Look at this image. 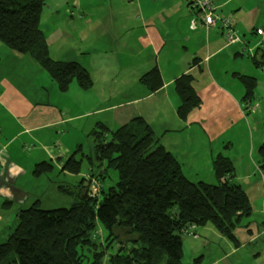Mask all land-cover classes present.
<instances>
[{
	"label": "rangeland",
	"instance_id": "1",
	"mask_svg": "<svg viewBox=\"0 0 264 264\" xmlns=\"http://www.w3.org/2000/svg\"><path fill=\"white\" fill-rule=\"evenodd\" d=\"M117 2L120 10L111 8L109 0H80L78 9H73L76 3L72 0H47L41 10L39 23L49 56L53 60H73L85 65L92 80L88 89L72 79L66 89L60 90L46 70L29 54L20 52L10 37L0 39V241L16 223L18 211L33 202L42 209L70 206L72 194L59 186L78 185L82 179L89 178L90 169L97 165L93 140V129L100 122L97 120L108 125L100 122L107 127L102 130L106 136L109 130L130 118L135 106L145 104L139 101L135 105L130 101L133 84L143 86L147 93L157 91H149L139 81L142 73L133 82V76L142 69L157 66L153 52L133 45L113 50L120 46L126 33L111 24L110 11L116 15L121 11L119 24L124 22L123 14L129 13L123 0ZM187 3L193 7L191 0ZM225 8L234 14L235 27L233 18L221 13L219 7L213 13L231 17L238 41L225 44L223 38V44L231 46L215 56L209 66L193 69L201 92L198 102L184 117L175 108L179 122L185 124L183 129L168 114L172 107L165 106V112L158 108L164 100L162 95L155 96L158 109L141 116L145 122L150 120L156 125L153 132L159 133L158 125H163V120L171 126L174 131L170 133L175 135L183 164L187 163V158L180 156L183 150L191 147L201 152L206 139H217L210 146L212 156L220 154L232 160L233 181L245 190L251 204L250 214L234 222L232 238L221 234L210 222L183 233V264H264V168L260 167L258 154L264 137V41L260 42V36L253 31L264 27V0H234ZM79 11L82 15L83 11H94V18L86 17V24V20L76 17ZM71 20L82 29L73 28ZM212 27L222 34L223 23ZM81 30L88 39L81 45L84 50H80L78 43ZM95 38L99 47L94 51L91 42ZM103 49L107 54L102 53ZM247 80L250 82L246 83ZM237 86L241 93L235 89ZM99 87H103L101 97L97 94ZM159 111L163 119L158 116ZM190 119L195 122L188 124ZM196 129L194 137L191 133ZM171 138L168 142L172 143ZM71 155L78 162V170L64 168ZM40 161H48L50 169L35 175L33 167ZM211 161L205 158L198 167L185 171L194 182L201 179L215 183ZM116 180V170L108 168L103 179L82 183L107 189ZM94 188L89 191L91 195L97 192ZM5 199L10 200V206H2ZM97 228L96 238L104 240L106 230L99 223ZM107 249L101 264H111L107 256L112 248Z\"/></svg>",
	"mask_w": 264,
	"mask_h": 264
},
{
	"label": "trees",
	"instance_id": "2",
	"mask_svg": "<svg viewBox=\"0 0 264 264\" xmlns=\"http://www.w3.org/2000/svg\"><path fill=\"white\" fill-rule=\"evenodd\" d=\"M45 4L47 0H0V39L10 37L20 52L29 54L46 70L60 90L72 79L90 88L92 80L83 65L49 56L39 23ZM139 81L149 91L158 90L162 86L158 67L142 73ZM192 83L188 71L173 81L180 117L199 100ZM102 130L107 127L97 122L93 129L97 165L90 169L89 178L71 187L59 186L72 194L70 206L42 209L33 202L20 209L13 228L0 241V264H101L108 247L112 248L107 256L111 264H183V233L210 222L232 238L234 222L250 214L249 197L233 181L235 167L229 157L217 154L212 158L215 183L194 182L183 174L175 156L141 116L109 130L106 136ZM258 154L264 168V137ZM64 168L78 170L72 155ZM108 168L116 170L117 180L107 189L82 183L103 179ZM49 169L48 161H40L33 173ZM92 188L97 192L91 195ZM10 204L5 199L2 206ZM98 223L107 232L104 240L95 236Z\"/></svg>",
	"mask_w": 264,
	"mask_h": 264
},
{
	"label": "crops",
	"instance_id": "3",
	"mask_svg": "<svg viewBox=\"0 0 264 264\" xmlns=\"http://www.w3.org/2000/svg\"><path fill=\"white\" fill-rule=\"evenodd\" d=\"M111 1L109 0L111 8H118V2L116 3V0ZM213 1L219 7V10H221V13L230 15L232 18L234 17V14L225 8L227 4L232 3L234 0ZM72 2L76 3L73 5V9H78L80 0H72ZM113 3L116 4L114 5ZM122 3L126 5V8L129 10L128 14H123L124 22L121 24L117 22L118 18L121 15V11L120 15L114 14L116 13L115 11H110V15L108 17L110 18L111 24L115 25L116 27H120L121 31L126 33V37L124 38L120 46L115 47L113 50L120 51L127 46L133 45L137 48L141 47L153 52L158 59L157 67L161 75L162 86L154 93H147L143 86L137 83L133 84L131 92L129 91L130 95L132 96V100L130 101H132L135 105L139 101H144L145 104L142 107L135 106L133 108V111H131L130 118L126 119L125 122L119 125H123L129 122L134 117L143 116V113L152 114L154 109L158 108L164 111L165 106H170L173 109L171 110V113L168 114L171 116L172 121L175 124L179 123V125L183 129L185 124L183 125L179 122V118L175 113V108H177L179 104V97L177 96L173 88L174 79L181 72L189 71L192 74V71L195 67L199 69L203 66H209L213 61H215V56L222 53L225 49H227V47H230L231 45L227 46L223 44V35L218 28H205L202 24L199 13H197L195 9L191 8L186 0H123ZM71 12L70 14L71 16H73ZM83 12L84 15H82L79 11L76 17L80 20H86V17H89L90 19L94 18V11ZM128 17L130 21L128 20ZM233 20L235 27V18H233ZM70 23L72 24V27L77 31L82 29L76 27L73 20H71ZM90 24L91 23H89L88 25ZM83 30H81L78 37L80 50H84V47H81V45L85 44L86 41H88ZM82 32L83 34H81ZM91 44H94L93 50H97V48L99 47L98 39H93ZM239 46L241 49L242 45L239 44ZM102 53L107 54L104 49ZM120 60L121 59H119L118 65H120ZM83 66L85 67V65ZM85 68L87 69V67ZM145 70L147 71L148 69H142L139 74H135L133 76V82H136L137 77L141 73L146 72ZM192 76L193 89L195 92L200 94L201 89H199L197 85L199 80L197 79V77H194L193 74ZM235 89L241 93V90L238 88V86L235 87ZM97 90L98 97H101L103 93V87H99ZM222 93L226 96L224 91H222ZM157 95H162L164 98L163 101L159 102L158 108L157 100L155 98V96ZM213 97H216L215 90L213 91ZM162 115L163 113L159 111L158 116L162 118ZM97 121L103 122L101 120ZM147 122L151 126V128L155 130L154 127H156V125H154L150 120H147ZM194 122V120L190 119L187 123L192 124ZM158 126L159 133L154 132L155 136L159 138V141L163 145V147L175 156L177 161L180 163L183 174L189 180H195L185 170L198 167L199 163L202 160H205V158H207L208 160H212V158L216 155L212 156L210 146L211 144H215L217 142V139H206L204 149L201 151L203 153L197 151L195 148L191 150V147L183 150L180 153V156H184L187 158V163L183 164L179 159V154L177 152L176 144L174 141L175 135L172 136L173 133H170L174 130L170 125H167V122L165 120H163V125ZM189 129H193V127H190ZM197 130L198 129H196L195 132H192L191 135L196 137ZM170 138L173 141L172 143L168 142Z\"/></svg>",
	"mask_w": 264,
	"mask_h": 264
},
{
	"label": "built area",
	"instance_id": "4",
	"mask_svg": "<svg viewBox=\"0 0 264 264\" xmlns=\"http://www.w3.org/2000/svg\"><path fill=\"white\" fill-rule=\"evenodd\" d=\"M191 2L192 8L199 13L200 19L206 27L219 26V24L223 23L224 29H222V35L225 44L238 41V35L235 29H233L231 17L221 13H213L218 7L213 0H191ZM256 34L260 36V42L264 41V27L257 28Z\"/></svg>",
	"mask_w": 264,
	"mask_h": 264
},
{
	"label": "bare ground",
	"instance_id": "5",
	"mask_svg": "<svg viewBox=\"0 0 264 264\" xmlns=\"http://www.w3.org/2000/svg\"><path fill=\"white\" fill-rule=\"evenodd\" d=\"M187 1V0H186ZM192 8V7H191ZM208 28H210V27H208Z\"/></svg>",
	"mask_w": 264,
	"mask_h": 264
}]
</instances>
